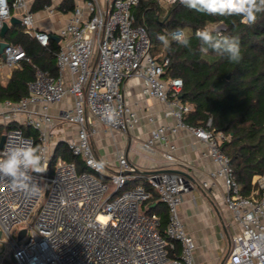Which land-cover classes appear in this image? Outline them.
<instances>
[{
	"label": "built area",
	"instance_id": "2783aa9c",
	"mask_svg": "<svg viewBox=\"0 0 264 264\" xmlns=\"http://www.w3.org/2000/svg\"><path fill=\"white\" fill-rule=\"evenodd\" d=\"M140 1L84 0L75 5L57 35L55 73L35 65L26 95L17 101H0V160L11 147L28 142L35 146L34 136L25 133L30 128L37 133L46 169L32 173L39 184L35 196L13 191L7 178L0 177V235H5L0 241V264H195V241L179 216L187 188L184 176L167 171L138 173L123 154L107 170L92 146L94 121L121 133L138 121L122 92L123 80L131 75L141 79L144 95L165 104L163 115L174 119L172 125L153 127L141 146L151 151L153 142L160 141L167 147L164 159L176 161L170 134L185 128L206 144V154L217 163L203 186L222 180V201L238 225L220 264H264V169L253 178L254 193L243 195L230 158L220 147L225 134L208 128L210 118L205 127L183 121L190 105L180 98L182 80L164 77L168 58L158 60L152 55L148 32L135 23L132 13ZM12 10H22L25 31L47 45L51 35L33 29L28 0H0V28ZM224 28L222 23L206 26L217 34ZM175 31L183 30L174 29L169 35ZM2 54V64L9 67L31 60L20 44L8 43ZM67 94L72 105L52 115L49 105ZM56 121L76 126L75 137L65 144L86 169L78 170L75 161L61 157L51 161ZM138 177H144L147 185L135 183ZM152 192L166 208L163 234L160 215L143 209Z\"/></svg>",
	"mask_w": 264,
	"mask_h": 264
},
{
	"label": "trees",
	"instance_id": "16d2710c",
	"mask_svg": "<svg viewBox=\"0 0 264 264\" xmlns=\"http://www.w3.org/2000/svg\"><path fill=\"white\" fill-rule=\"evenodd\" d=\"M49 3L50 0H34L31 9H39ZM59 7L73 9V1L64 0ZM160 10L158 1L141 0L132 10L135 23L146 29L151 47L155 46L157 52L163 45L157 36H168L170 48L163 45L162 54L152 52V55L158 60L168 58L164 77H179L182 80L180 98L190 105V110L183 115V121L205 127L210 118L211 125L208 128L225 134L226 139L220 147L230 158L240 192L250 196L256 189L254 176L264 169V13L258 15L255 24L244 25L239 16L198 13L181 4L180 0L168 4L163 16H160ZM218 23H222L225 28L220 34L212 31L213 35L239 40L242 59L238 63L230 62L226 55L212 50L207 53L200 51L201 42L195 36L196 31ZM23 27L21 23L12 24L1 38L7 43L20 44L31 60L20 61L7 82L3 84L0 81V101H17L26 95L27 82L34 76L35 65L52 73L56 71L58 41L50 38L47 45L43 46ZM177 28L182 29L190 39V47L186 48L171 40L169 33ZM13 30L17 31L15 37L7 41ZM25 133L34 136L37 147L36 131L25 128ZM58 157L75 161L78 170L86 169L82 159L67 150L65 142L59 141L55 145L51 161ZM161 204L157 194L152 192V196L144 202L143 209L155 212L154 209ZM158 214L161 220L159 231L163 234L166 208L159 210Z\"/></svg>",
	"mask_w": 264,
	"mask_h": 264
},
{
	"label": "crops",
	"instance_id": "0c3cea01",
	"mask_svg": "<svg viewBox=\"0 0 264 264\" xmlns=\"http://www.w3.org/2000/svg\"><path fill=\"white\" fill-rule=\"evenodd\" d=\"M64 0H50L48 5L32 10L34 0H28L33 17V29L48 31L51 38H58L59 30L67 22L73 9L64 10L59 5ZM73 7L82 4L84 0H72ZM22 10H12L11 15L20 19ZM21 23V21L19 22ZM12 24L9 23V28ZM24 28V27H23ZM25 31V28H24ZM13 32H17L13 30ZM26 32V31H25ZM31 35V34H30ZM32 36V35H31ZM0 41L1 38H0ZM2 64L0 54V81L5 84L14 67ZM125 102L136 113L138 121L126 133L110 130L94 121L95 132L91 135V143L96 155L106 166L113 168L119 154L139 170L170 169L184 176L187 188L182 192V202L179 206V216L186 231L195 241V264H220L226 256L230 237L238 225L231 220L230 213L222 201L224 186L220 178L209 181V173L217 168V163L206 154V144L185 128H179L170 134L175 149L172 151L176 161L168 162L163 157L167 147L160 141H154L152 150L141 146L157 125H172L174 119L165 117V104L151 95L141 92V79L131 75L122 83ZM72 96L67 94L61 101L49 105V112L57 115L61 110L72 105ZM152 116L150 121L148 117ZM76 126L62 121H56L51 136L52 145L59 141L66 142L75 137ZM142 179L146 185L144 177ZM165 209L163 203L155 208V212ZM158 210V211H157Z\"/></svg>",
	"mask_w": 264,
	"mask_h": 264
},
{
	"label": "clouds",
	"instance_id": "9594fccd",
	"mask_svg": "<svg viewBox=\"0 0 264 264\" xmlns=\"http://www.w3.org/2000/svg\"><path fill=\"white\" fill-rule=\"evenodd\" d=\"M188 9L212 16H239L244 25H253L258 15L264 13V0H180ZM196 38L201 42L200 51L207 53L212 50L226 55L230 62L238 63L241 57L240 43L237 38L213 35L209 29L197 30ZM158 40L165 48H170L166 35H158ZM171 40L190 47V39L183 31L171 34ZM111 121V120H110ZM40 149L30 142L8 149L5 158L0 160V177L7 178L13 191H21L26 196H35L39 192V184L32 173L41 174L46 171L42 166Z\"/></svg>",
	"mask_w": 264,
	"mask_h": 264
},
{
	"label": "water",
	"instance_id": "95a60500",
	"mask_svg": "<svg viewBox=\"0 0 264 264\" xmlns=\"http://www.w3.org/2000/svg\"><path fill=\"white\" fill-rule=\"evenodd\" d=\"M19 22H20V19L19 18L11 15L8 21H4L2 23V26L0 28V38H3L4 37L6 31L9 28V23L10 24H15V23H19ZM56 39H58V38L56 37ZM7 44L8 43L6 41H4V40L0 41V54L1 55H3L2 54L3 49H4V47ZM2 143H3V137L0 138V147L2 146ZM159 171L172 172V170H170V169H162V170H157V171L156 170H142L141 171L139 169H136V172L141 173V174H149V173H154V172H159ZM23 234H24V229L20 231L19 236L21 237Z\"/></svg>",
	"mask_w": 264,
	"mask_h": 264
},
{
	"label": "rangeland",
	"instance_id": "374dc122",
	"mask_svg": "<svg viewBox=\"0 0 264 264\" xmlns=\"http://www.w3.org/2000/svg\"><path fill=\"white\" fill-rule=\"evenodd\" d=\"M167 7H168V3L164 2V1H161L160 2V9H161L160 10V16H163L165 14V11H166ZM15 35H16V32L9 33V37L7 38V41H10L12 38L15 37ZM155 48L156 47L152 45V47H151V53L152 52L153 53L154 52H157V51H155ZM157 53L158 54H160V53L162 54L163 53V45L161 46V49ZM102 178L109 182L108 178H106V177H102ZM134 182L137 183V184H144V181L142 179H138L137 181H134ZM4 239H5V235L4 234H1L0 235V241H3ZM2 248H3L2 245H0V251L2 250Z\"/></svg>",
	"mask_w": 264,
	"mask_h": 264
}]
</instances>
